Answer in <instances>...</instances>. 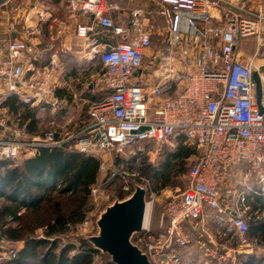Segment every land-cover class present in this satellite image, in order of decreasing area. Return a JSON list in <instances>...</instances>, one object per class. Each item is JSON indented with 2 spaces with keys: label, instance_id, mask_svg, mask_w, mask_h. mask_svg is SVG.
<instances>
[{
  "label": "built area",
  "instance_id": "2783aa9c",
  "mask_svg": "<svg viewBox=\"0 0 264 264\" xmlns=\"http://www.w3.org/2000/svg\"><path fill=\"white\" fill-rule=\"evenodd\" d=\"M65 2L75 21L74 35L81 41V57L101 66L103 95L90 102L89 122L78 135L62 138L48 130L26 137L13 125L3 102L15 96L26 105L59 107L54 93L58 57L39 63L41 55L31 40L40 33L38 27L26 26L18 38L3 39L0 160L34 155L40 147H61L96 159L90 210L80 223L88 228L91 216L109 200L105 179L116 174L125 194L132 180L145 184L153 207L149 182L132 169L118 172L112 156L131 147L140 152L151 147L155 156L162 147L181 141L195 149L185 186L174 189L162 203L157 230L149 221L136 240L152 264H182L181 252L190 244L194 255L210 264H237L238 255L254 248L246 237L250 196L264 192V72L255 63L264 49V0ZM23 8L17 0H0V19L9 21V31H15L13 20ZM35 18L37 23L50 18L40 0ZM249 36L256 42L247 56L239 48ZM144 64L150 73H142ZM254 71L260 79L258 101ZM137 72L143 81L135 79ZM106 155L111 165L105 164ZM238 167L243 169L240 181L230 184ZM205 207L222 227V235L231 234L235 246L218 245L203 230L191 238L185 223L195 227ZM3 250L0 247V257ZM10 251L13 256L15 251Z\"/></svg>",
  "mask_w": 264,
  "mask_h": 264
},
{
  "label": "trees",
  "instance_id": "16d2710c",
  "mask_svg": "<svg viewBox=\"0 0 264 264\" xmlns=\"http://www.w3.org/2000/svg\"><path fill=\"white\" fill-rule=\"evenodd\" d=\"M10 98L3 102V107L7 111L17 112L21 104L8 103ZM27 110L23 114L32 118L33 110ZM165 153L159 167L143 164L139 169V176L147 180L152 189H155L156 181H160V188L167 185L170 175H184L195 154V149L178 141L173 150ZM120 159L116 156L114 164L123 166L124 162ZM188 161L189 164L186 166ZM11 162L12 160L8 159L0 160V168L5 167L4 172L0 173V195L10 202V205L4 207L2 215H8L13 221L19 222V226L9 227L4 232L11 240L24 239V245L8 259L7 264L34 262L37 264L36 261L39 264H93L95 252L90 250L85 242L80 245V252L71 256L69 252L74 249L72 244L64 245L58 253H55L56 240L49 241L48 238L65 234L68 232V226L82 221L84 217L82 209L90 199V189L97 178L98 161L75 150L40 147L33 157L25 159L20 166L7 167ZM125 166L130 169L126 164ZM175 167H177L176 171ZM51 193H56L58 196L70 195L77 202L76 208L68 213L64 211L60 202H56L55 211L49 219L33 225L24 223L22 225L23 216L20 214V209L25 208L31 214L38 213L42 202L51 200ZM122 195H124L123 191ZM250 208L252 215L248 221L246 237L264 242V216L257 215L259 211L264 210V195H255ZM41 226L44 227L42 239L26 238L25 234H31L36 227ZM39 246L47 247L42 256L36 253ZM239 259L240 255H238ZM262 260V257L257 258L255 255H249L248 259L242 258L243 264H260Z\"/></svg>",
  "mask_w": 264,
  "mask_h": 264
},
{
  "label": "crops",
  "instance_id": "0c3cea01",
  "mask_svg": "<svg viewBox=\"0 0 264 264\" xmlns=\"http://www.w3.org/2000/svg\"><path fill=\"white\" fill-rule=\"evenodd\" d=\"M17 1L24 8L17 14V18L13 20L14 22L16 20L15 31L8 30L9 21L6 20L5 16L0 19V57L3 54V39L18 38L21 29L26 26L40 28V33L32 36L31 40L35 44L37 52L41 55L39 63H47L52 55L58 57L59 66L55 78L54 93L60 105L57 108H50L44 105L30 106L21 103L17 97L12 96L8 100V103L21 104L17 112L7 111L12 117L13 125L15 128L23 129L25 136L28 138L42 135L48 129L54 130L58 137L70 131L79 133L89 122L87 111L83 114L82 109L84 106L87 109L91 101L103 95L99 83L101 72L98 73L94 70L96 62L86 61L81 57V41L74 35L75 21L68 16L65 0H40L46 14H50L49 20L45 23L36 22L35 9L39 0ZM255 1L257 0H249V3L253 4ZM53 2H57L58 5L65 4V9L62 10L61 16L55 15L54 9H51L53 8ZM126 7V9L129 8L128 5ZM47 28L50 29L47 30ZM80 64H85L90 68V82H84V78L81 77L82 74L78 72ZM145 71L150 73V68H148L147 64H144L142 67V73H145ZM138 73H136L135 79L143 81L144 77L139 78ZM27 109L33 110L34 115L32 118L25 117V114H23ZM33 156L30 154L21 156L19 158L20 163ZM239 170L240 167L233 169L230 184L236 181L235 173L238 172L237 174H240ZM160 211L161 206L158 207L156 213L157 227L154 230L158 228ZM184 227L189 231L193 240L203 230L205 237L211 238L218 245H236V241L232 238L231 234L222 235V231L220 230L222 227L216 223L213 213L206 207L203 209L202 217L196 221L195 227L191 223H185ZM185 250L188 252H186L188 255H194L192 251L193 244H190Z\"/></svg>",
  "mask_w": 264,
  "mask_h": 264
},
{
  "label": "rangeland",
  "instance_id": "374dc122",
  "mask_svg": "<svg viewBox=\"0 0 264 264\" xmlns=\"http://www.w3.org/2000/svg\"><path fill=\"white\" fill-rule=\"evenodd\" d=\"M54 9V13L55 15L57 14L58 16L62 15V10L65 9V4L62 5H58L57 2H53V8ZM50 28H47V30ZM255 42H256V38L254 36H249L244 38L241 41L240 44V48L239 50L244 53L245 55L249 56L253 53L254 47H255ZM255 63L257 65H261L260 69L262 70V72H264V49L262 50V52L260 54H258L255 58ZM101 67L98 63H96V66L94 67V70L98 73H100V69ZM69 70H71V68H69ZM89 71V73H88ZM78 72H80L82 75L81 77L84 78V82H90L91 81V77L89 76L91 74L90 72V68H88V66H86L85 64H80V68H78ZM174 94H170L168 96H173ZM86 106H84V108L82 109L83 114H85V111H88V107L87 109H85ZM51 130V129H48ZM46 130V131H48ZM45 131V132H46ZM68 134H72V135H78V133H75L73 131L67 132V133H63L62 134V138H65L66 135ZM69 142V141H68ZM176 147V146H175ZM175 147H162L161 149H159V151L157 152V154L154 156V150L151 147H148L147 149H144L143 152H140L137 150V147H131L129 148L124 154H121L119 157L121 158L120 161H123L124 164L121 165H116L115 168H117V171L120 172L121 170H130L132 169L133 171H136L139 174V169L141 168V165L145 164V165H150L152 167H159L160 163H162L161 161L164 160V156H165V152L168 150H173ZM191 147V146H188ZM106 157V161L105 164H109L111 165L112 159L115 162L116 160V156H112V159L110 160L109 158L107 159V155ZM125 164L130 168H126ZM189 161L187 162L188 166ZM20 166V160L19 158L16 160H13L9 166L7 167H13V166ZM4 168H0V173L4 172ZM174 170H177V167L174 168ZM241 170H243L242 168H240V172ZM239 172V173H240ZM238 172H236V176H235V183H238L240 181V177L239 174H237ZM115 179V180H114ZM119 179V180H117ZM160 181H156L154 182V186L155 189H152L154 192V196H153V207H151L152 211H151V216H150V227L152 229H156L155 227H157V210L158 207H160L162 205V203L166 200V197L174 191V189L176 188H183L185 186V174L184 175H176V174H172L169 177V181L167 183L166 186L164 187H160ZM240 186V185H239ZM121 187H122V180L119 177L118 174H116L115 176L109 177V179H105L104 185H103V189H104V194L105 197L107 199V197L109 198L108 201L116 198V197H123L126 194L124 193V195L121 196ZM7 192V191H6ZM257 194H261L264 195V192H258L256 194H252V196H250V200H249V205L251 204V202L254 199V196ZM51 200L50 201H46V202H42L41 204V209L38 211V213L36 214H31L29 212V210H25V208L20 209V214L23 216L22 222L21 224H35L38 222H44V220H47L50 218V216L54 213L55 211V203L56 202H60L62 208L64 209L65 212H72L75 208H76V203L72 198L70 197V195H64V196H58L56 193H51ZM106 200V202H108ZM105 202V203H106ZM103 203V204H105ZM103 204L101 206H103ZM10 205V202H8L7 200H5L2 195H0V247L3 248L4 250V255L0 257V264H7V261L9 258L13 257L20 249L21 247L24 245V239L22 240H11L9 239L6 234H5V229L9 228V227H18L19 226V222H15L13 221L8 215L3 216V209L5 206ZM101 206L95 211V213L91 216V226L89 225L88 228H83L80 226V223H76L75 225H70L68 226V232L62 235H57V236H53V237H49L48 240L52 241V240H56L57 246L54 250L55 253H58L59 249L62 248L64 245L66 244H72L74 246V249L71 250L69 252V255H73L74 253H78L80 252V248H81V244L83 242H85L84 237L86 234L90 233L93 231V222L92 219L94 218V216L97 214L98 210L101 208ZM249 208V214L252 215V212H250ZM90 210V200L87 202L86 206H84V208L82 209V214L83 216H85L88 211ZM258 216H264V210L259 211V213L257 214ZM43 229L44 227H36L33 232L31 234H25L26 238H34L35 240H40L42 239L43 236ZM25 238V239H26ZM3 240V241H2ZM249 244L250 246L254 247L253 250L251 252H247V253H241L240 254V259L238 260L237 257V264H243L242 258L243 259H248L249 255H255L257 258L262 257L263 260L261 261L260 264H264V242H257L254 239H249ZM86 244V242H85ZM227 246H234V245H227ZM10 249L13 251H15V254L12 256V252L10 251ZM47 247H43V246H39L37 247L36 253L40 256H42V254L46 251ZM244 249H249L248 247H244ZM186 250H182L181 254L184 257V261L182 262V264H210V262L208 261H204L203 259H199L197 258L195 255H188L186 253ZM187 256V257H186ZM106 258L102 255H100L99 253H94L93 254V259L92 262L93 264H107L106 262ZM37 264L38 261H36ZM32 264H35L32 263Z\"/></svg>",
  "mask_w": 264,
  "mask_h": 264
},
{
  "label": "water",
  "instance_id": "95a60500",
  "mask_svg": "<svg viewBox=\"0 0 264 264\" xmlns=\"http://www.w3.org/2000/svg\"><path fill=\"white\" fill-rule=\"evenodd\" d=\"M257 101L260 97V79L253 72ZM148 203L145 184L131 181V190L101 206L92 219L93 231L84 240L89 249L106 258L107 264H152L147 250L136 240L144 229Z\"/></svg>",
  "mask_w": 264,
  "mask_h": 264
},
{
  "label": "bare ground",
  "instance_id": "6f19581e",
  "mask_svg": "<svg viewBox=\"0 0 264 264\" xmlns=\"http://www.w3.org/2000/svg\"><path fill=\"white\" fill-rule=\"evenodd\" d=\"M151 202L147 203V208H146V214H145V220H144V225H147L150 221V216H151Z\"/></svg>",
  "mask_w": 264,
  "mask_h": 264
}]
</instances>
